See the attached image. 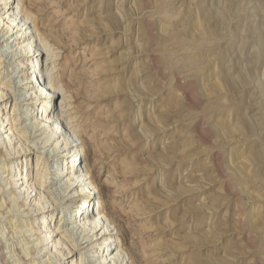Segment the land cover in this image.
I'll list each match as a JSON object with an SVG mask.
<instances>
[{"label":"rangeland","instance_id":"374dc122","mask_svg":"<svg viewBox=\"0 0 264 264\" xmlns=\"http://www.w3.org/2000/svg\"><path fill=\"white\" fill-rule=\"evenodd\" d=\"M2 3L0 114L10 111V128L0 188L12 198L17 186L20 197L0 225L15 231L20 252L38 245L26 264H87L92 255L113 264L120 249L127 264H264V0ZM11 9L29 18L32 46L7 57L4 40L25 35L9 23ZM31 47L29 64L19 52ZM40 65L56 95L27 105ZM43 101L81 135L80 165L99 186V207L80 187L63 193L60 162L75 140L66 147L57 136L44 148L53 129L31 127L44 119ZM16 167L23 180L13 185ZM93 206L113 219L105 230L119 248L108 260L92 226L77 223Z\"/></svg>","mask_w":264,"mask_h":264},{"label":"bare ground","instance_id":"6f19581e","mask_svg":"<svg viewBox=\"0 0 264 264\" xmlns=\"http://www.w3.org/2000/svg\"><path fill=\"white\" fill-rule=\"evenodd\" d=\"M13 4H14V0H3V3H2V5H5V6L7 5V9H10V7L12 8ZM11 13H13V15ZM11 13H8L9 23L10 22L15 23V22L19 21L18 25H21V27H22L21 31H24L25 35L23 37L15 38L14 41H12V42H11L10 37L8 39L4 40V43H3L4 45L2 47V52H3L2 54L6 55L7 57L12 54L9 51L12 50V48L14 46H16L20 43L21 44L22 43L23 44L29 43V41H31L30 39L32 38V35H31L32 32H30L31 27L28 26L29 18L27 17V15L24 14L21 18H19L20 13H18V11L16 12V9H11ZM12 17H15V18L11 19ZM9 33H12V29L8 30V34ZM30 44L32 46L31 42L29 43V45L27 44V46H30ZM39 49H36L35 51H37ZM22 51H26V49L23 48L19 52V54L22 57L30 56L29 57L30 59H27V63L32 64V62L30 61L32 59V55H31L32 47L30 49L28 48L26 53L21 54ZM16 56L17 55H15V57ZM38 56H41V62H42V56H44V54L41 53ZM39 68H40V70H39V72H35V76H34V71H36V69H38V68L32 69L31 73H30V76H34V78L30 82L33 83L34 81L35 82L37 81L38 82V90H36V91L30 90L27 92V96H25L26 98L24 99V102H26L27 105H33L34 106L36 104L35 102L38 101V99L34 97L35 94L36 95H38V94L43 95L44 94L45 97L43 98V100H46L49 93H52L49 96L50 99H53L54 96L56 95V89H54L52 83L45 78V75H46L45 69L43 68L42 65H40ZM15 76L16 75L13 74L11 76L10 80L16 81L18 78H16ZM46 89H48V91ZM40 105H42V108H43L42 117H44V119L40 123H38V122L31 123V125H32L31 127H32V129H36L37 127H41L42 130L43 129H53V130H50L45 135L44 148L45 149L48 148L51 141L57 136L63 137L62 141H64L63 144H65V145L68 143V141H66V139L75 140V141H73L72 146H70V148H73V155L71 157H69L67 160L62 159L61 162L59 161L60 164L62 165V171H61L60 175L61 176L64 175V176L68 177V179H67L68 185L63 189V193L64 194L67 193L73 187H74V189H77V190H78V187H80L81 191H85L87 193V196H85L84 199H87L88 197H90V194L94 195L93 200H95V202L98 203V207H99L100 202L98 201V198L96 196L97 190L99 189V186L95 181H93L94 176L91 173V170H88V169L86 170V169L82 168L80 165L82 157L84 156L83 150H81V147H80L81 141H82L81 135L80 134L77 135L74 132V130H71V128L69 127L70 123L64 124V122L62 120L63 119L62 116L58 117L56 115V112H55L56 110L55 111L49 110L50 109V103L48 101H43ZM6 109H7V107H6ZM9 115H10V111L7 114L6 118L4 119V115L0 114V120L3 122V125H5L3 127H0V142L2 141V138H4V136L6 134H8V132H9V128H10L9 127L10 126L9 121H8ZM32 117H34V114H32ZM10 136H13V137L16 136V132H14V133L10 132ZM6 140L10 141L9 137H7ZM39 143L40 142H35L34 145L36 146ZM66 147H67V145H66ZM48 153H49L50 157L52 155L55 157L60 152H59L58 147L55 146V148L49 149ZM74 154H76V155H74ZM73 157H74V159H73ZM16 168H17V171L20 170L19 167H16ZM65 170H67L66 173H65ZM20 172L21 171L14 174V176H13L14 179L12 180L11 184L14 185V183L23 180ZM21 186H24V183ZM12 188L15 191V195L12 198H9V195L11 193L10 191H7V190H4L3 188H0V198L3 200V202L0 203V213H1L0 219L3 218L2 215L4 216V214H6L5 210H8L7 214L12 212L13 207L15 206V204L18 201L17 197H20L19 188L17 186H14V187L11 186L10 189H12ZM59 189H61V187H59ZM74 189H73V191H74ZM87 203H88V201H82L78 205H80L81 209H89L90 207L88 206ZM10 205H11V208L9 209ZM95 208L96 207L93 208L92 213L89 214L87 217H86V215H83V214L80 217H77V223L80 224L79 226L83 225V227L86 224L87 225L90 224L92 226V231H95L97 233V238H99L97 240L102 242L100 250L103 251V257L105 256L106 253H109V255L106 256L107 257L106 259L108 260V259H110V256L114 253V251L119 248V247H116V248L113 247V245H114L113 243L115 242L112 240V239H114L112 237L113 235H110V233H108L109 230L108 231L105 230L107 225H112L113 219H112V217H110L107 214H104V217H103L99 211L96 212ZM92 214H94V217H91ZM103 219H105V221H103ZM72 220H73L72 218H69V221H72ZM5 229H7V228H5L3 225H0V264H26L27 263L26 262L27 257L30 255L29 250H32V251L36 250L38 245L32 246L31 248L24 247L23 251L20 252L18 249L15 248V245L12 244L13 243L12 241H14L16 239L15 238V236H16L15 231L10 230V229L9 230L8 229L5 230ZM67 230H70V229H67ZM67 230L64 233H67V234L70 233V231H67ZM73 232L78 233V231L75 229L73 230ZM99 233H100V235H99ZM24 237L28 238L29 236H24ZM80 237H82V234ZM47 240H48L47 237L42 238V239H40V243L45 244L47 242ZM10 242H12V243H10ZM103 246H107V247L109 246V248L103 249ZM5 250H6V252H5ZM54 253H57V251L55 250ZM87 253H91V251H89ZM90 257H91V259L89 260V263H87V264H95L96 263V260H95L96 257L94 255H92ZM111 261L113 262V264H127V261L130 262V258L126 255V253H124V251L122 249H120L119 252L117 254H115V256L111 259ZM36 264H41V263L36 262Z\"/></svg>","mask_w":264,"mask_h":264}]
</instances>
